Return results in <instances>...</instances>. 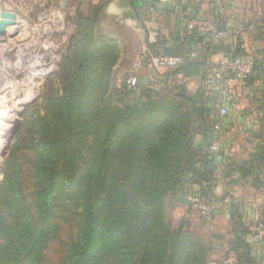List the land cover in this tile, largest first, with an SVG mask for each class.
<instances>
[{"label":"trees","instance_id":"16d2710c","mask_svg":"<svg viewBox=\"0 0 264 264\" xmlns=\"http://www.w3.org/2000/svg\"><path fill=\"white\" fill-rule=\"evenodd\" d=\"M153 8H158L155 1ZM88 34L76 48L81 65L65 60L61 92L25 114L30 134L12 150L33 155V208L25 199L20 166L8 158L0 181V264H44L48 242L58 232L52 218L63 203L73 209L75 233L58 264H208L206 247H197L182 227L169 228L165 203L179 195L178 178L188 171L190 185L199 188L195 195L215 200L217 181L207 169L215 158L208 146L218 141L213 123L220 122L211 115L213 100L203 102L200 91L192 100L158 98L160 90L141 87L139 100L114 105L106 94L115 42L92 48ZM158 38L150 53L178 57L179 67L193 65L191 52L201 51L205 58L217 46L196 33ZM120 93L122 102L133 92L124 86ZM200 103L201 142L190 152ZM259 111L258 138L264 142V94ZM229 168L250 177L253 185L264 183V145ZM229 209L236 217L229 249L234 264H256L243 219L234 205Z\"/></svg>","mask_w":264,"mask_h":264},{"label":"rangeland","instance_id":"374dc122","mask_svg":"<svg viewBox=\"0 0 264 264\" xmlns=\"http://www.w3.org/2000/svg\"><path fill=\"white\" fill-rule=\"evenodd\" d=\"M220 1L221 5L215 7L219 16L212 20H218L223 33L212 41L217 45L213 51L205 58L201 57V51L191 52L189 58L195 59L190 67H179L177 64L163 68L154 62L161 54L150 53L158 37L166 39L175 32H185L193 21H211L208 18L213 15L207 7L210 5L208 0H170L165 4L168 10L176 2L177 12L181 6H186L187 13H183V19L167 15L163 22H155L156 27L150 31L145 27V14L135 8L138 3H145L142 0H0V181L4 177L8 158L12 156L20 166L25 199L34 207L33 155L18 148L12 154V150L16 142L22 143L30 134L24 122L25 114L37 108L51 93L61 92L65 60L71 57L74 65H81L76 57V48L89 33V45L92 48L98 49L104 40L115 42L111 56L117 58L111 67L106 94L114 105L122 106L126 101L133 104L141 97L140 93L137 95L141 87L160 90L158 98L175 100L183 96L192 100L200 91L203 93V102L213 100L211 115L220 119V122L213 123L218 141L210 144L216 145L217 150L211 153L208 146V153L219 158L220 162H212V178L217 181L216 185L222 183L227 186L231 179L236 180L233 185L242 193V206L245 207L246 215L241 216L247 230L245 236L253 250L256 264H264V183L253 185L250 177L244 178L229 168L232 162L247 161L257 146L264 145L258 138L259 110L264 94V63H259L264 59V0ZM194 9L196 15L189 16V12ZM152 33H156V41L151 40ZM239 39L243 43L237 54H234ZM226 57L252 59L253 71L243 80L231 73L219 80L215 79V70L219 68L220 60ZM145 65L150 66L145 77L153 81L141 85L138 77ZM195 65L200 66L194 69ZM135 69L138 71L135 73L137 83L132 84ZM155 82H158V88H155ZM124 86L133 93L126 94L120 102L119 94ZM202 103L198 105L193 122L190 152L194 148L196 136L200 137L198 130ZM23 107L26 110L19 117ZM18 118L21 122L5 149L6 137L11 131L8 129L14 127ZM205 121L211 123L210 119ZM225 174L230 176L225 177ZM190 175L188 171L178 178L181 184L179 195L166 200L167 224L171 230L182 227L183 231L193 236L197 247H200L199 244L206 247L208 264H234V255L229 249L236 217H232L229 205L235 201H231L226 193L222 194V198L214 197L213 201L200 197L204 205L213 211L211 222H202L192 206L194 192L199 188L190 185ZM177 199L190 200L192 210L177 202ZM52 221L58 225V232L48 242L43 256L44 264L61 263L75 233L74 213L69 204H61ZM255 222L261 224V239L258 241H252L249 233V227Z\"/></svg>","mask_w":264,"mask_h":264},{"label":"built area","instance_id":"2783aa9c","mask_svg":"<svg viewBox=\"0 0 264 264\" xmlns=\"http://www.w3.org/2000/svg\"><path fill=\"white\" fill-rule=\"evenodd\" d=\"M150 3L153 0H142V2ZM192 33H196L204 37L205 41H214L218 39L223 31L217 29L216 24L212 21H193L189 23L186 31L184 32L185 35H191ZM155 34L153 35V37ZM155 38H153L154 41ZM252 60V59H251ZM249 59L243 60L241 58H223L220 60L219 68L215 70L214 78L220 79L224 75L233 74L240 80H243L246 76H248L254 68V62ZM181 61L178 57L173 56H166V55H159L155 59V65L160 66L163 68H171L179 64ZM134 77L131 78V83H137V69L134 71ZM217 150V146L212 144L209 146V151L211 153H215ZM198 166V165H196ZM192 206L196 210L197 214L199 215L202 222H211L213 217V211L201 201L199 195H195L192 198ZM249 233L252 238V241H258L261 239V224L254 223L252 226L249 227Z\"/></svg>","mask_w":264,"mask_h":264},{"label":"crops","instance_id":"0c3cea01","mask_svg":"<svg viewBox=\"0 0 264 264\" xmlns=\"http://www.w3.org/2000/svg\"><path fill=\"white\" fill-rule=\"evenodd\" d=\"M154 1L156 2L157 6H158L157 9H154L153 8V2ZM169 1L170 0H153L151 3H138L137 4V6L135 7L136 10H138V12L141 11L142 13L145 14V17H146V20H147L146 23H145V27H146V30L147 31L149 29H152V28H155L156 27V23L155 22H163L167 15H170V17H175V18L183 19V13H187V7L186 6H181V9L179 8L178 9L179 11L177 12L176 2H175V3H172L174 5H171V10H168L167 5H165V4L167 2H169ZM173 1H175V0H173ZM178 2H177V4H178ZM221 2L222 1H220V0H213L212 3H209L208 2V4H210V5L207 6V7L210 8L211 13L213 15L212 17L210 15L211 18L208 16L209 17L208 19H210L212 22H214L212 20V19H214V17L219 16L217 14L216 8H217L218 5L219 6L221 5ZM195 8H197V6ZM139 9H141V10H139ZM185 9H186V11H185ZM195 10L196 9L191 10V12H189V15L192 14L190 16H195L196 15V11ZM169 11H171V12L169 13ZM183 11H185V12H183ZM136 17H137V15H136ZM200 17H202V16H200ZM214 23L216 25H220L218 23V20H215ZM142 26H141V29H143ZM185 27H186V25H185ZM185 27H184V29H185ZM155 35H156V33H155ZM179 35L182 38L185 37L184 30H182L181 32H179ZM153 38H155V36L153 37V33H152L151 34V40H153ZM154 40L156 41V39H154ZM211 60H212V58H211ZM146 64H148V63H146ZM149 65L143 66L142 69L139 72L138 81H139V84H141V85H146L147 83L149 84L150 82L152 83V81H153L150 78L145 77L146 71H148L150 69V66ZM153 65H154V62H153ZM154 67H155V65H154ZM155 83H156L155 88H158V86H157L158 82H155ZM211 104H213V102H211ZM198 142H201V137L196 136V138H195V144H198ZM212 162H214L216 164V163H219L220 161H219V158H216L215 157L214 160L211 161L210 163H212ZM213 193H214V196L216 198H219V197L222 198V194L223 193H226L228 195V198L231 199V201H232V199H234L235 202H233V203H235V204H233V203H230V204L231 205H234V207L239 212V214L241 216H243V217L246 215L245 214V207L242 206V199H241L242 198L241 197L242 196V193L239 192V189L236 188L234 185H228L227 186V185H224L222 183H218L216 185V187L213 189ZM231 205H229V207ZM229 217H230V215H229ZM230 219H232V218L230 217Z\"/></svg>","mask_w":264,"mask_h":264},{"label":"water","instance_id":"95a60500","mask_svg":"<svg viewBox=\"0 0 264 264\" xmlns=\"http://www.w3.org/2000/svg\"><path fill=\"white\" fill-rule=\"evenodd\" d=\"M217 29L220 31H223V27L221 25H216ZM26 108L23 107L22 111L19 113V117L23 116L24 112H25ZM21 120L18 118V120L15 122L14 127L11 129L10 134L6 137V145H5V149L8 148L11 138L13 137L18 125L20 124ZM213 167L212 163H208L207 165V169L211 170ZM177 202L182 203L184 205L187 206H191V201L190 200H186V199H177Z\"/></svg>","mask_w":264,"mask_h":264},{"label":"bare ground","instance_id":"6f19581e","mask_svg":"<svg viewBox=\"0 0 264 264\" xmlns=\"http://www.w3.org/2000/svg\"><path fill=\"white\" fill-rule=\"evenodd\" d=\"M13 127V126H12ZM8 130H11V128H9ZM9 134V133H8ZM3 136H5V135H3Z\"/></svg>","mask_w":264,"mask_h":264}]
</instances>
